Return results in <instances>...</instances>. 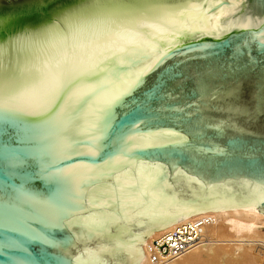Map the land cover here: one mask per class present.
<instances>
[{
  "label": "water",
  "instance_id": "water-1",
  "mask_svg": "<svg viewBox=\"0 0 264 264\" xmlns=\"http://www.w3.org/2000/svg\"><path fill=\"white\" fill-rule=\"evenodd\" d=\"M209 1L169 0L186 13L182 27L194 29L183 36L177 34V40L195 51L167 59L136 93L141 96L153 86L161 88L153 106L141 113L149 129L137 139L165 144L187 137L190 147L177 157V167L165 168L161 176L151 161L136 159L138 170H133L128 158L136 154L126 153L122 161L112 164V168L120 169L115 174L103 161L83 169L88 175L104 174L105 178L96 183L83 175L72 177L67 185L47 178L28 179L19 192L18 209L33 231L54 227L64 215L65 198L75 217L64 219L63 224L69 227L55 229L53 234L60 240L67 239L70 233L84 236L74 218H97L107 212L117 221L100 236L77 239L67 248L46 252L42 245L30 244L32 264H56L61 259L77 264V257L90 262L85 250L95 252L97 248L108 250L101 257L103 264H138L145 255L140 243L154 230L200 211L264 201V191L249 183L264 169V36L257 35L264 29V0H219L215 3L217 8L211 6L204 11V4ZM68 5L72 6L71 12L57 19L56 14ZM95 11V0H21L17 4H0V64L5 73L14 76L21 66L56 56L70 35L79 33V39L86 40L89 17ZM215 13L225 16L218 26L209 28ZM124 35L130 38L132 34ZM169 39L162 33L158 43L167 45ZM205 48L215 54L206 58L196 54ZM238 50L243 54L236 55ZM144 51L151 49L144 47ZM176 63L180 66L175 75L162 80L164 69ZM134 72V67L127 68L128 74ZM129 110L127 106L117 109L118 118L125 119ZM20 135L17 129L0 125V140L10 142ZM19 146L33 148L30 138H24ZM46 147L55 159L60 150L55 138ZM91 159L73 156L58 163L75 166ZM184 159L192 163H183ZM37 171L35 161L26 163L16 177L17 184ZM147 173L157 177L151 195L144 190V184L153 181ZM109 195L116 197L112 204L125 208V214L113 211L112 205L94 203L107 204ZM118 225L122 231L118 232ZM12 239L11 234L0 231V264H23L15 250L3 249L4 242Z\"/></svg>",
  "mask_w": 264,
  "mask_h": 264
},
{
  "label": "snow or ice",
  "instance_id": "snow-or-ice-1",
  "mask_svg": "<svg viewBox=\"0 0 264 264\" xmlns=\"http://www.w3.org/2000/svg\"><path fill=\"white\" fill-rule=\"evenodd\" d=\"M212 7L217 8V5ZM95 8L89 17L90 31L86 40H80L79 33L70 35L56 56L21 66L14 76L7 75L0 64V125L11 126L21 134L10 142L0 140V178L3 179L0 183V231L13 237L4 242V251L15 250L23 264H32L30 244L38 243L46 252L67 248L77 239L100 236L117 223L107 212L97 218H74L84 236L70 233L67 239L60 240L53 234L55 229L69 227L63 224L64 219L75 217L70 210V201L65 198L62 204L64 215L58 218L54 227L47 231H33L31 225L21 218L18 209L19 192L28 179L47 178L56 184L67 185L72 177L83 175L96 183L105 178L104 174L88 175L83 169L93 162L103 161L115 174L120 169L112 168V164L122 161L126 153L136 154L128 158L133 170H138L136 159H143L159 168L162 176L165 168L177 167V157L190 147L187 137L165 144L137 139L149 129L145 115L141 113L153 106L161 88L153 86L141 96L136 93L144 87L147 77L167 59L195 51L181 46L177 40V34L183 36L194 31L181 25L186 13L169 0H95ZM71 10V5L66 6L56 18ZM125 33L132 35L129 38ZM162 33L170 37L164 46L158 43ZM257 35L264 36V29ZM146 40L151 44H143ZM144 47L151 51L146 53ZM196 54L206 58L215 52L205 48ZM235 54L241 55L243 51L238 50ZM248 55L251 61V54ZM129 66L135 68L134 73H127ZM179 66V63L169 65L161 79L174 76ZM125 106L130 110L125 119H119L117 109ZM27 117L34 119L26 120ZM24 138L31 139L33 148L19 146ZM53 138L60 146L55 159L46 147ZM73 156L92 159L75 166L58 163L71 160ZM33 161L37 173L30 178L25 176L18 185L19 171ZM183 163L192 162L184 159ZM147 174L153 176V181L146 182L144 190L151 195L157 177L155 173ZM117 183L124 186L119 181ZM249 183L264 191V169ZM115 198L109 195L107 204L94 203L104 207L112 205L113 211L125 214V208L112 204ZM120 198H124V193ZM260 203L264 211V201ZM122 230L118 225V232ZM85 251L91 261L85 262L77 257V264H103L101 257L108 250ZM56 264H70V260L61 259Z\"/></svg>",
  "mask_w": 264,
  "mask_h": 264
},
{
  "label": "bare ground",
  "instance_id": "bare-ground-1",
  "mask_svg": "<svg viewBox=\"0 0 264 264\" xmlns=\"http://www.w3.org/2000/svg\"><path fill=\"white\" fill-rule=\"evenodd\" d=\"M224 16L215 13L209 28ZM140 245L138 264H264V211L261 203L200 211L154 230Z\"/></svg>",
  "mask_w": 264,
  "mask_h": 264
},
{
  "label": "rangeland",
  "instance_id": "rangeland-1",
  "mask_svg": "<svg viewBox=\"0 0 264 264\" xmlns=\"http://www.w3.org/2000/svg\"><path fill=\"white\" fill-rule=\"evenodd\" d=\"M21 0H0V4H17Z\"/></svg>",
  "mask_w": 264,
  "mask_h": 264
}]
</instances>
